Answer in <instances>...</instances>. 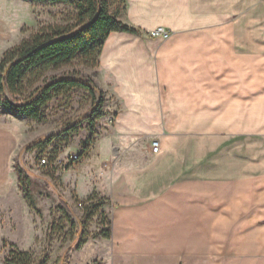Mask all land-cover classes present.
I'll return each instance as SVG.
<instances>
[{
	"label": "crops",
	"instance_id": "0c3cea01",
	"mask_svg": "<svg viewBox=\"0 0 264 264\" xmlns=\"http://www.w3.org/2000/svg\"><path fill=\"white\" fill-rule=\"evenodd\" d=\"M120 18L141 33L105 42L111 124L78 189L109 200L113 234L86 247L101 264H264V0H127ZM2 113L0 218L19 185Z\"/></svg>",
	"mask_w": 264,
	"mask_h": 264
},
{
	"label": "rangeland",
	"instance_id": "374dc122",
	"mask_svg": "<svg viewBox=\"0 0 264 264\" xmlns=\"http://www.w3.org/2000/svg\"><path fill=\"white\" fill-rule=\"evenodd\" d=\"M77 15L75 6L69 3L0 0V59L6 49L17 45L39 28L48 24H73ZM96 69L97 67H89L77 59L71 65L58 68L51 66L35 71L30 74L28 81L36 87L44 80L51 81L80 73L89 77L96 85ZM93 102L91 92L78 88L55 97L46 107L47 119L44 121L4 116L2 113L5 127L11 128L17 136L18 147L12 159V171L17 175L19 185L15 189L16 194L11 191L9 195L12 210L3 213L0 218V264H5V258L13 249L12 245L32 252L35 264L46 255L50 258L48 264H61L66 253L70 256L69 264L102 263L96 257L99 251L93 243L92 246L84 245L79 250L72 246L76 234L69 220L77 221L84 215V206L80 203L87 199L81 200L78 189L82 184L90 185L89 153L76 163L71 161V156L82 149L92 135L85 119L92 114ZM105 106L106 99L101 110L104 113ZM101 118L96 122L93 144L101 138V131L103 133L111 124L110 119ZM258 126L264 130L263 121H259ZM72 127L80 131L73 133L70 130ZM257 144L264 145V141L258 139ZM49 152L61 156L65 165L59 168L41 166V158ZM19 167L27 174V184L23 187L19 182ZM85 174L87 181L83 183L80 178ZM25 187L33 199L34 208L25 198ZM85 191L82 189L84 194ZM22 199H25L23 207L19 205ZM108 203L86 223V232L94 233L104 227L103 220H109L113 210L109 200Z\"/></svg>",
	"mask_w": 264,
	"mask_h": 264
},
{
	"label": "trees",
	"instance_id": "16d2710c",
	"mask_svg": "<svg viewBox=\"0 0 264 264\" xmlns=\"http://www.w3.org/2000/svg\"><path fill=\"white\" fill-rule=\"evenodd\" d=\"M26 1L69 3L75 6L78 15L73 24H48L39 28L3 53L0 59V107L4 114L44 121L47 119L46 107L55 97L78 88L91 92L94 99L93 111L85 120L92 135L82 148L84 156L95 140L96 122L105 115L101 111L105 103L104 92L89 77L80 73L51 81L44 80L36 87L28 81V77L35 71L45 70L51 66L58 68L71 65L77 59L89 67H98L105 42L112 32L140 34L141 31L120 18L127 0ZM70 130L73 133L80 131L73 127ZM51 154L53 158L58 156ZM17 169L19 182L23 187L27 184V174L24 169L20 167ZM23 189L25 198L34 208L28 189L26 187ZM81 203L84 206L83 217L77 221L69 219L76 234L72 246L77 250L91 239H110L113 234L111 219H104V227L97 232L89 233L85 230L86 223L109 204L108 200L94 192ZM12 247L9 256L4 260L5 264H35L32 252L20 250L16 245ZM49 260V256L46 255L38 264H48ZM69 263L70 256L66 253L61 259V264Z\"/></svg>",
	"mask_w": 264,
	"mask_h": 264
},
{
	"label": "built area",
	"instance_id": "2783aa9c",
	"mask_svg": "<svg viewBox=\"0 0 264 264\" xmlns=\"http://www.w3.org/2000/svg\"><path fill=\"white\" fill-rule=\"evenodd\" d=\"M153 36H161L165 39L169 38L171 35V31L163 26L158 27L150 32ZM152 152L159 153L161 148V143L159 140H154L151 143ZM83 158L82 149H80L77 153L71 156V161L76 163ZM41 166H51L55 168L63 167L65 165V160L61 156H57L55 158L52 157L51 152L45 154L40 160ZM82 206V203H80Z\"/></svg>",
	"mask_w": 264,
	"mask_h": 264
}]
</instances>
